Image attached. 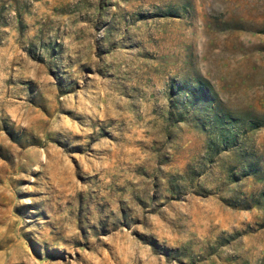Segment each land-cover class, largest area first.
I'll use <instances>...</instances> for the list:
<instances>
[{
    "label": "rangeland",
    "instance_id": "obj_1",
    "mask_svg": "<svg viewBox=\"0 0 264 264\" xmlns=\"http://www.w3.org/2000/svg\"><path fill=\"white\" fill-rule=\"evenodd\" d=\"M0 264H264V0H0Z\"/></svg>",
    "mask_w": 264,
    "mask_h": 264
}]
</instances>
